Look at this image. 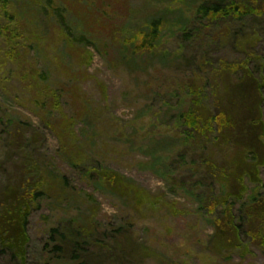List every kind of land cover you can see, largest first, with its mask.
<instances>
[{
  "label": "trees",
  "instance_id": "16d2710c",
  "mask_svg": "<svg viewBox=\"0 0 264 264\" xmlns=\"http://www.w3.org/2000/svg\"><path fill=\"white\" fill-rule=\"evenodd\" d=\"M61 2L58 7L70 6L90 35H119L120 31H111L113 24L106 23L93 6L79 0ZM13 6L20 11L29 7L32 23L18 24L10 10ZM47 8L46 0H0V38L5 39L0 45V77H18L25 88L34 91L36 103L39 96L49 100V108L62 117L55 124L60 128L61 145L68 144L72 152L68 163L88 182L95 181L98 189L128 205L134 222L102 230L97 215L87 219L73 214L69 218L67 207L79 212L78 206L86 205L94 212L98 200L88 192L76 193L65 175H47V159L40 153L46 136L29 119L18 121L0 102L4 146L16 156L12 184L7 192L0 193V264L7 258L5 264H35L30 262L27 228L31 212L46 198L47 183L58 191L50 205L59 207L64 217L50 229L37 264H148L156 258L149 252L154 249L140 236L136 219L145 218L148 212H154L153 216L155 211L171 215L179 209L163 205L164 193L145 190L105 164L88 162L90 159L82 162V155L75 149L82 148L75 127L89 108L80 104L75 117L65 118L60 107L62 94L51 91L48 72L30 60L31 52L38 55L43 44L39 30L33 26L40 19L39 12ZM192 17L178 23L181 31L173 39V47L163 42L168 22L159 18L151 20L132 39L125 38L127 63L149 72L157 62L161 70L180 75L177 80L165 76L163 85L150 87L149 99L140 113L149 120L148 130L143 132L142 127L135 126L129 135L117 133L116 140L123 144L126 139L130 141V151H151L152 161L142 162L140 167L171 180L196 202L197 212L203 215L199 217L205 216L212 225V239L227 261L235 253L245 257L250 244L264 255V181L260 177L264 167V0H202ZM52 30L55 35L50 47L59 49L60 45L66 56L81 64L74 56L79 51L76 41L65 29ZM79 75L69 76L78 79ZM183 106L188 108L184 110ZM160 125L169 128L164 138L182 145L178 150L172 152V146L167 154L158 149L163 144ZM149 137V145L141 147L139 141ZM157 137L160 142L155 144ZM71 191L75 193L68 196Z\"/></svg>",
  "mask_w": 264,
  "mask_h": 264
},
{
  "label": "rangeland",
  "instance_id": "374dc122",
  "mask_svg": "<svg viewBox=\"0 0 264 264\" xmlns=\"http://www.w3.org/2000/svg\"><path fill=\"white\" fill-rule=\"evenodd\" d=\"M79 1L99 11L105 17L106 23L113 24L114 27L110 30L120 31L119 35L111 36L101 33L92 36L74 16L70 6L67 5L68 10L65 8L67 12L63 7H58L62 5L61 0H46L49 8L39 12L40 19H36L33 26L39 30L43 38L42 48L38 50V55L36 51H32L30 60L36 64L37 68L48 72L46 80L50 84L51 91L62 94L60 107L65 118L75 117L80 104L89 108L87 116L83 119L79 117L75 127L79 139L82 140V148L78 146L75 148L82 155V162L86 163V159H90L88 162L105 164L109 169L133 179L145 190L154 194L164 193L163 205L179 209L177 213L171 211V215L162 212L159 214L155 211L156 215L153 216L154 212H148L145 218L136 219L140 236L145 238V241L149 242L148 246L154 249L149 252L156 258L148 264H264L263 253L253 244H250V251L245 257L235 253L232 259L227 261L225 255H221L217 242L212 239L214 233L212 225L205 216L199 217L203 215L197 212L196 202L189 199L171 180L159 178L153 171L140 167L142 162L146 164L153 159L151 151L147 153V149L144 148L149 145L150 137L143 141L138 140L139 145L144 148L139 152L129 150L131 143L127 142V139L124 144L123 141L116 140L117 133L129 135L135 126L142 127L143 132L148 130L149 120L141 115L142 108L150 96V87L156 88L158 83L163 85L162 79L165 76L177 80L180 75V72L170 73L168 69L161 70L157 62L149 72L140 71L127 63L124 58L125 38L132 39L140 30H145L151 20L159 18L168 22L163 42L173 47L176 43L173 39L178 37L181 31L178 23L192 17L194 9L196 12L202 0ZM66 2L68 3V0ZM10 10L18 24L32 23L29 7L20 11L13 6ZM5 22L9 24L8 21ZM54 27L65 29L70 39L76 41L79 51L74 56L80 59L81 64L66 56L63 53L66 51L60 45L59 49H57L58 46L50 47L55 35L52 30ZM2 41L3 38H0L1 46H3ZM89 54L93 57L90 58ZM83 63L88 64L82 65ZM180 63L179 60L177 67ZM77 72H80L78 79L70 78V74H77ZM14 73H17L16 67ZM18 80V77H0V102L18 121L29 119L46 136V143L40 151L41 155L46 156L47 159L49 169L46 174L51 175L52 178L58 174L65 175L71 185L76 188V193L88 192L98 200L94 212L88 211L86 205L83 207L79 205V212L67 207L70 209L69 218L73 214L87 219L97 215L102 224H98V227L102 230L106 226L120 224L127 226L128 221L134 222L128 205H124L105 190L98 189L95 181L88 182L80 171L75 170L68 163L72 152L68 149V144L61 145V138L58 135L60 128L55 124L62 118L61 114L49 108L50 103L49 100H45L46 97L39 96L36 103L32 97L34 91L25 88L26 85ZM73 89L74 91H71ZM187 108L188 106H183L184 110ZM168 131L169 128L164 125L159 126L163 144L158 146V149H163L167 154L182 146L175 142L172 144L171 139L164 138ZM156 139L155 144H158L160 139L158 137ZM5 141L6 135L0 130V193L7 192V186L10 182L12 184V164L16 161L14 153L12 151L8 153L5 148ZM172 146L174 147L169 151ZM49 162H52L55 167ZM260 177L264 181V167L261 169ZM47 185L46 198L31 212L27 228L30 239V262L35 264L41 261L42 247L49 237L50 229L57 226L59 218L64 217V212L59 213V207L50 205L51 198L57 197L58 191L51 186V183ZM75 192H68L67 195ZM168 202L176 203L177 206H172ZM239 207L241 204L236 206L237 209ZM214 242L216 246L213 245ZM2 261L5 264L9 258Z\"/></svg>",
  "mask_w": 264,
  "mask_h": 264
}]
</instances>
